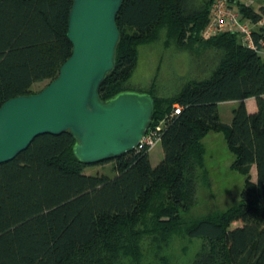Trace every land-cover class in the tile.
<instances>
[{
    "label": "trees",
    "instance_id": "obj_1",
    "mask_svg": "<svg viewBox=\"0 0 264 264\" xmlns=\"http://www.w3.org/2000/svg\"><path fill=\"white\" fill-rule=\"evenodd\" d=\"M215 0H124L117 17L121 40L115 70L100 89L105 101L122 92L155 98L150 128L162 123L164 157L153 167L148 151H131L95 165L114 163L115 175H89L74 155L68 133L42 135L0 166V264H128L139 262L146 236L167 238L181 214L196 203L202 139L224 133L233 168L246 176L236 208L190 223L200 239L192 264H264V58L235 33L203 39ZM74 0H0V108L35 94L53 81L72 55L68 38ZM248 18L262 15L244 8ZM173 40L176 47L213 48L219 63L209 79L190 81L168 98L137 90L131 79L141 46ZM264 31L256 33V41ZM260 47V46H259ZM264 48V47H263ZM193 49V48H192ZM254 98L250 113L244 100ZM238 102L229 124L219 104ZM179 105L180 114H174ZM257 180H252L251 167ZM234 223L241 226L231 228Z\"/></svg>",
    "mask_w": 264,
    "mask_h": 264
},
{
    "label": "water",
    "instance_id": "obj_2",
    "mask_svg": "<svg viewBox=\"0 0 264 264\" xmlns=\"http://www.w3.org/2000/svg\"><path fill=\"white\" fill-rule=\"evenodd\" d=\"M124 0H74L68 38L72 55L40 92L0 108V166L13 161L42 135L70 134L73 153L94 165L134 151L152 122L155 98L122 92L105 101L100 89L115 70Z\"/></svg>",
    "mask_w": 264,
    "mask_h": 264
},
{
    "label": "rangeland",
    "instance_id": "obj_3",
    "mask_svg": "<svg viewBox=\"0 0 264 264\" xmlns=\"http://www.w3.org/2000/svg\"><path fill=\"white\" fill-rule=\"evenodd\" d=\"M248 3L256 12L264 15V0H250ZM192 48H178L173 40L166 41L165 38H161L158 43L141 46L130 85L137 90L152 89L159 98H168L176 95L190 81L209 79L218 67L219 53L216 49L201 45ZM49 83L48 80L38 82L32 90L38 93ZM237 107L238 104L231 102L219 104L221 120L229 124L233 110ZM201 143L204 156L203 165L199 169L195 205L181 214L179 230L167 238L164 239L162 235L146 236L141 245V259L128 264H192L201 251L202 241L187 237L186 227L194 221L224 213L240 205L246 176L233 168L235 156L228 149L224 133L210 132ZM149 156L153 167L162 161L164 153L160 143ZM85 173L113 177L114 163L90 166L85 169ZM250 175L256 182V167H251ZM238 226L241 224L234 223L231 228Z\"/></svg>",
    "mask_w": 264,
    "mask_h": 264
},
{
    "label": "built area",
    "instance_id": "obj_4",
    "mask_svg": "<svg viewBox=\"0 0 264 264\" xmlns=\"http://www.w3.org/2000/svg\"><path fill=\"white\" fill-rule=\"evenodd\" d=\"M249 1L215 0L211 7L209 22L201 33L202 38L209 39L223 32L235 33L242 45L264 55V41L262 38L256 41V33L264 31V15L258 20L246 17L242 10L249 7ZM181 110L182 108L176 105L174 114H180ZM162 125L160 123L148 129L136 150L151 152L157 144L161 143Z\"/></svg>",
    "mask_w": 264,
    "mask_h": 264
},
{
    "label": "crops",
    "instance_id": "obj_5",
    "mask_svg": "<svg viewBox=\"0 0 264 264\" xmlns=\"http://www.w3.org/2000/svg\"><path fill=\"white\" fill-rule=\"evenodd\" d=\"M249 7H251V5ZM231 103L239 104L238 102H231ZM244 103L246 104V107L250 113H255L257 111V103H256V100L254 98L246 99V100H244Z\"/></svg>",
    "mask_w": 264,
    "mask_h": 264
}]
</instances>
